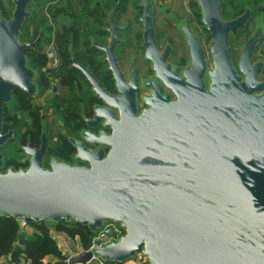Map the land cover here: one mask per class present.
<instances>
[{"label": "water", "instance_id": "1", "mask_svg": "<svg viewBox=\"0 0 264 264\" xmlns=\"http://www.w3.org/2000/svg\"><path fill=\"white\" fill-rule=\"evenodd\" d=\"M30 1L35 0H16L11 19L0 9V216L34 223L74 221L92 234L110 222L124 230L118 241L63 264L94 259L125 264L136 257L147 264H264V64L252 63L264 36L262 21L235 66L230 36L245 30L250 9L226 20L220 0H196L210 57L183 21L179 31L189 64L172 67L166 62L170 46L160 54L155 42V6L141 0L142 46L155 78L144 82L154 90L152 98H144L148 108L138 115V71L126 82L117 65L114 51L122 41L111 12L110 40L99 49L118 94H108L75 63L107 105L95 107L88 125L94 128L104 120L111 133L84 132L92 148L70 139L77 151L73 160L82 165L51 157L46 166L50 145L44 127L38 148L20 146L28 166L5 169L1 148L15 138L13 131L3 132L6 106L16 90L31 98L38 94L36 72L25 54L33 45L21 41ZM162 85L175 100L163 95Z\"/></svg>", "mask_w": 264, "mask_h": 264}, {"label": "flooded vegetation", "instance_id": "2", "mask_svg": "<svg viewBox=\"0 0 264 264\" xmlns=\"http://www.w3.org/2000/svg\"><path fill=\"white\" fill-rule=\"evenodd\" d=\"M16 0H0V4H9L14 11ZM104 1V2H103ZM35 0L30 1L27 6V12L30 13V18L24 21L21 36L24 35L26 44H31L33 46L25 50L28 51L29 55L42 53L46 60V67L42 70H36L31 67L36 72L35 83L38 86V94L35 98H31L26 93L16 90L13 94L12 102L7 105V109L12 115L16 116V119L21 121L19 126V136L21 142L16 144L19 154L22 160L27 163L26 156H22V150L20 146H25L30 144L33 148H38L39 144H35L31 140V133L33 125V120L31 119V114L28 111L17 110L14 105V100L16 98L17 91L26 94L29 98V106L31 109H36L39 114L40 121V138L45 127L49 149L47 156L45 158L46 166L51 157H55L61 162H66L70 164L82 165V163L75 162L73 160L74 155H76V148L70 142L73 139L78 142H82L88 148H92L82 137L84 132H89L91 134H99L100 131H106L111 133L109 128L104 127V120L98 122L94 128L88 125V122L93 120L96 115L95 107L100 109L107 105L101 100L92 89L91 83L87 80L83 72L75 66V63L79 66L84 67L90 73L94 75L96 80L102 85V88L110 95L116 96L117 89L113 81L112 73L109 71V65L105 62L106 55L103 51L99 49L100 46L107 47L110 40V34L106 31L110 28V13L114 12V18L116 24L119 28L118 39L122 41L121 44L117 45L114 54L117 59V65L124 75L126 82H131V76L136 68L138 71V92L135 95L137 104V114L140 115L143 110H145L147 105L145 104L144 98H152L153 87L147 89L144 82L153 80L155 78V72L153 70V64L145 59V49L143 48V25L140 22V17L143 13V8L140 7L141 0L133 5V8L139 16L137 18V23L141 26V32L134 31L133 20H131V14H129L130 7L128 6V0H115L113 7L108 8V3L105 0ZM155 6L154 14V27H155V42L160 54L165 52L167 46H170L171 50L166 59V62L172 67L186 68L188 67L189 59L188 47L183 34L179 31V24L183 21L187 22L188 27L193 31L194 35L198 38L196 32L192 27V21L187 16H182L179 14H173L174 12H166V17H170V22L166 19L160 24L163 29L158 27L159 12L158 9L161 4H166L171 0H151ZM250 5H246L243 11L232 17L224 18L226 20H233L241 16L246 9H250L251 17L247 23L245 30L240 31L237 36H230V47L232 49V43L238 41L243 35L246 36V40L242 46L252 37L256 22L262 21L264 24V0H246ZM158 3V4H157ZM158 5H160L158 7ZM196 5V0H195ZM105 6V7H104ZM34 7V10L31 8ZM194 15L199 19V25L203 30L208 33L201 23V18L199 16L197 5ZM169 8V7H168ZM11 10L12 14L13 11ZM32 10L33 12H31ZM165 11L166 9H161ZM9 14V13H8ZM129 14V15H128ZM34 22L31 26L25 27V23L29 21L33 16ZM130 16L131 20L128 25L123 24L122 20ZM10 17V14H9ZM7 19H11V18ZM161 19V18H160ZM161 29V30H159ZM171 31H175L171 33ZM177 35L180 36L181 41L187 48L186 53L180 44L176 43ZM209 35V34H208ZM198 41L200 42L199 38ZM53 43L57 55L59 57V65L57 68H53L49 65L48 57L46 55L47 46ZM201 43V42H200ZM204 47V45L201 43ZM264 36L260 43L257 45L254 53L252 63L262 62L264 64ZM207 57L209 58L208 48H205ZM263 53L260 58H256L257 53ZM242 53V50H241ZM240 53V56H241ZM27 56V55H26ZM234 59V52L232 49V61L235 66L239 62ZM179 58L181 62L177 63L174 60ZM211 62L209 68H211ZM108 77H105L107 76ZM264 75V67L262 73L260 74V79L262 82V76ZM163 95L170 96V100H175V96L162 85ZM18 95V94H17ZM162 104V100L158 101ZM105 111V110H104ZM115 116H119L117 110H114ZM6 114V113H5ZM6 117V115H5ZM6 119V118H5ZM53 127H51V121ZM5 125V120H4ZM9 128L5 130L4 133L13 131L16 137L17 130L14 128V123L11 121L8 124ZM50 133H54V142H51ZM15 140V138H14ZM11 140V141H14ZM9 141V142H11ZM8 142V143H9ZM6 143V145L8 144ZM5 145V146H6ZM5 146L3 148H5ZM2 149V148H1ZM51 151H54L57 155H52ZM2 152V150H1ZM5 161L4 152H2ZM28 164V163H27ZM28 166V165H27ZM26 168V167H25Z\"/></svg>", "mask_w": 264, "mask_h": 264}, {"label": "trees", "instance_id": "3", "mask_svg": "<svg viewBox=\"0 0 264 264\" xmlns=\"http://www.w3.org/2000/svg\"><path fill=\"white\" fill-rule=\"evenodd\" d=\"M103 1V0H102ZM106 1V0H105ZM104 2V1H103ZM108 8L113 7L115 0H107ZM125 3V0L123 1ZM223 8V15L225 18H232L243 11L244 6L250 5L246 0H220ZM105 7V6H104ZM0 9L5 18L9 17L4 5L0 4ZM35 15L25 23V27L31 26L34 22ZM25 28L22 30L24 31ZM209 37V36H208ZM24 35L21 36V40L25 41ZM26 51L28 58V64L36 70H42L46 67L47 60L42 53L34 54L30 56ZM105 77H108L105 76ZM18 94V95H17ZM14 105L17 110L28 111L31 114L33 120L32 127L33 133H31V140L35 144H39L40 141V121L41 118L37 113V110L31 109L29 106L28 96L20 91H17ZM6 106V119L5 130L9 128V122L14 123V128L17 130L14 141L9 142L5 148H2V152L5 155V169L14 166L16 169L27 167V163H21L22 157L19 154V150L16 146L18 142H21L19 136V126L21 121L16 119L17 117L12 115ZM52 155H57L54 151H51ZM27 223L35 229L33 234L19 233V222L12 217L0 216V262L5 259L4 264H8L7 259L11 257V262L14 264H20L25 261L29 264H63L66 258L59 250L57 243L52 238V232L63 233L68 237L75 239L79 238L82 246L85 250L90 248V242L93 234L88 228L77 224L74 221L66 223L64 221L58 224H50L45 222L34 223L27 221Z\"/></svg>", "mask_w": 264, "mask_h": 264}, {"label": "rangeland", "instance_id": "4", "mask_svg": "<svg viewBox=\"0 0 264 264\" xmlns=\"http://www.w3.org/2000/svg\"><path fill=\"white\" fill-rule=\"evenodd\" d=\"M128 1H129L128 2V6L130 7L129 14H131V20H133V29H134V31L136 30L139 33L142 30L141 26L137 23V18L139 16H137V14H136V12H135V10L133 8V5L137 2V0H128ZM161 5L162 6L158 5V7L160 6L159 9H158V12H159V17H158L159 25H158V27L159 28L161 27L163 29V26H160V24H162V22L165 19H166L167 22H170L169 19H171V18L170 17H166V12L171 11V12H174L173 14H179V12H180V14L182 16H187L188 18L191 19L192 27H193L194 31L196 32L200 42L204 45L205 48H209V37H208L209 35H208V33H206L203 30V28L200 27L199 22H198L199 21L198 17L193 14L197 10L196 7H195L196 6L195 5V0H171L168 3V6H165L166 4H161ZM4 7H5L6 11L10 14L9 18H11L12 17V12H11L12 7L9 4L4 5ZM31 9L34 10V7L31 8ZM161 9H166V10L162 11ZM32 10H30V11L33 12ZM129 18H130V16H126L122 20V23L128 25V23L131 21V20H129ZM159 30H161V29H159ZM174 32L175 31H171V33H174ZM245 40H246V36L243 35L242 37H240V39L238 41H234L232 43V49H233V52H234L235 61H237L238 57L240 56V53H241V50H242V46H243ZM176 43L180 44L182 46V48L184 49V52L186 53L187 48H186V46L184 44V41H181L179 35H177ZM263 50H264V45H263ZM262 54L263 53H261V52L257 53L256 54V58H260L262 56ZM187 56H185L186 61H189V59L187 60ZM174 61L177 62V63L181 62L179 60V58H176ZM48 62H49V60H48ZM262 79L264 81V75L262 76ZM52 122L53 121L51 119V121H50L51 127L54 128ZM54 135H55L54 133H50L51 142H54V140H53L54 139ZM24 162H25L24 160H21V163H24ZM29 228H33V227L30 226ZM68 238H70V237H68ZM75 243H78V242H74L73 241L71 246L72 247H76L77 244H75Z\"/></svg>", "mask_w": 264, "mask_h": 264}, {"label": "built area", "instance_id": "5", "mask_svg": "<svg viewBox=\"0 0 264 264\" xmlns=\"http://www.w3.org/2000/svg\"><path fill=\"white\" fill-rule=\"evenodd\" d=\"M46 55L49 60V65L53 68H57L59 65V57L57 55L56 49L53 45V43H50L46 48ZM19 222V233H26L30 225L27 223V221H18ZM56 234V233H54ZM52 235V238L57 243V246L59 250L62 252V255L66 258L65 261H68L70 258L79 255L83 252L92 251L94 248L103 247L112 241H118L119 238L124 235V230L121 229L117 224L115 223H107L102 226L101 229L97 230L96 233L93 234L90 242V248L88 250H85L82 246V243L80 242L79 238H68L67 235L61 233L64 237H58ZM74 242L77 244L76 247H72L71 244ZM8 264H14L11 262V258H9ZM20 264H29L28 262H21ZM90 264H113V263H105L99 259H94L90 262ZM125 264H147L146 259H141L139 257H136L135 259H131L127 261Z\"/></svg>", "mask_w": 264, "mask_h": 264}, {"label": "crops", "instance_id": "6", "mask_svg": "<svg viewBox=\"0 0 264 264\" xmlns=\"http://www.w3.org/2000/svg\"><path fill=\"white\" fill-rule=\"evenodd\" d=\"M167 4V3H166ZM35 232V229H33V228H28V230L26 231V234H33ZM54 233H56V234H54ZM52 234H54V236L56 235V236H58V237H64L61 233H58V232H52ZM7 261H8V263H9V258L7 259ZM5 263V259H3L1 262H0V264H4Z\"/></svg>", "mask_w": 264, "mask_h": 264}]
</instances>
